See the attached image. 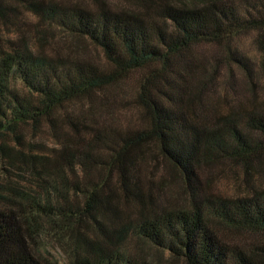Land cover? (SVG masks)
I'll return each mask as SVG.
<instances>
[{
	"label": "trees",
	"instance_id": "1",
	"mask_svg": "<svg viewBox=\"0 0 264 264\" xmlns=\"http://www.w3.org/2000/svg\"><path fill=\"white\" fill-rule=\"evenodd\" d=\"M10 1L0 0L5 30L14 26ZM17 1L37 17L40 32L58 30L84 40L103 61L42 54L22 38L0 52V264H59L43 254L47 235L64 240L72 264H153L116 247L129 233L183 264H264V191L203 198L198 170L226 160L247 174L263 170L264 100L253 96L240 111L224 96L210 104L206 93L222 64L252 82L264 70V0H134L141 9L132 11L97 0ZM250 31L261 53L255 65L234 47ZM201 45H221L224 55L203 61L197 55ZM132 74L133 101L145 125L95 126L98 101L112 102L107 89ZM254 85L264 89V81ZM75 102L87 105V113H70ZM219 103L229 108L212 126L209 118ZM62 121L74 132L62 133ZM82 127L91 131L88 140ZM24 128L50 133V152L24 143ZM152 145L183 180L188 207L161 208L144 189L139 162ZM13 169L32 185L19 187L10 177ZM121 199L137 209L134 217L122 221L116 203ZM216 223L235 233H259L262 240L249 246L226 242Z\"/></svg>",
	"mask_w": 264,
	"mask_h": 264
},
{
	"label": "rangeland",
	"instance_id": "2",
	"mask_svg": "<svg viewBox=\"0 0 264 264\" xmlns=\"http://www.w3.org/2000/svg\"><path fill=\"white\" fill-rule=\"evenodd\" d=\"M66 3L91 2V0H58ZM160 1V0H158ZM164 2H171L173 4L187 3L188 0H163ZM237 4L245 3L248 0H232ZM98 3H106L109 7L117 10H140V5H137L134 0H97ZM190 2H193L190 0ZM195 2V1H194ZM198 2V1H197ZM10 4L15 7L12 10L10 17L14 26L5 30L0 28V52L7 50L10 46L19 44L21 38L29 41L31 45L37 44L38 52L48 54L55 57L62 58H84L92 61H103L99 55V51L93 48L88 42L84 40H75L62 34L60 31L51 30V32H40L38 27V19L27 11L20 3V1L12 0ZM44 33V34H43ZM39 37V39H38ZM256 33L253 31L244 32L237 39L234 40V47L238 48L239 52L247 59L252 61V65L256 63L261 57L258 45L255 43ZM22 40V41H23ZM224 50L221 45H201L197 47V55L201 60L206 62H213L217 58H222ZM223 60H220L222 62ZM219 62V63H220ZM257 70V68H256ZM259 73V74H258ZM253 79V82L247 79L242 71L233 66L222 64L219 76L215 85L206 93L209 103L214 105L222 96L230 101V105L237 107L240 111H244L249 105V101L253 96H256L257 102L264 100V89L257 88L254 85L264 81V70L258 72ZM137 76L132 74L124 82L115 87L107 89L106 95H110L112 102L98 101L95 108V115L93 116V123L95 126L112 125L118 128H137L145 125L141 119V114L135 106L133 97L136 91ZM105 95V96H106ZM98 96V95H97ZM102 96L99 95L98 97ZM230 99V100H229ZM216 113H212L209 118L210 123L214 126L221 114L228 111V106L225 103L217 104ZM70 113L75 115H82L87 113V105L84 103L75 102L69 106ZM94 112V111H93ZM88 116V115H86ZM91 114L88 116L90 120ZM60 131L74 132L67 122L60 123ZM81 131L86 135L87 140L90 138L91 131L86 127H82ZM26 140L24 143L33 142L40 144L41 147L32 149L35 152H50L52 145V136L45 130L33 134L29 128L21 129V132ZM65 134V133H64ZM146 154L144 162H139L141 172V182L146 188V192L153 197L159 206L179 209L189 206L190 198L187 195L185 184L180 175L174 170L171 165L161 157L155 145H152ZM25 149H30L25 146ZM257 166V164H256ZM262 168L255 167L250 174L244 172L240 166L234 165L228 160L216 163H204L199 168V180L202 186V197L221 196L223 198H236L252 191H264V164ZM4 167L0 164V177ZM10 177L18 180L22 185H32L30 177L23 174L17 169L11 171ZM113 186L115 183V175L110 176ZM119 207L123 211L122 221L136 214V208L132 204H128L123 199L116 200ZM120 224V223H119ZM216 233L226 242L242 243V245L249 246L252 243L261 241L262 237L259 233H235L229 228L213 224ZM44 243V256L50 260L57 261L59 264H72L73 252L64 247V240L45 236L42 238ZM117 248H122L123 251L137 259L145 260L153 264H183L179 259L172 258L166 252H162L145 242L139 240L132 234H126L116 245Z\"/></svg>",
	"mask_w": 264,
	"mask_h": 264
}]
</instances>
